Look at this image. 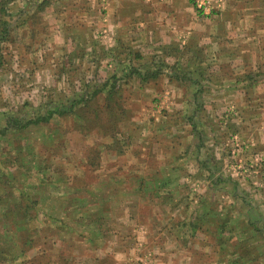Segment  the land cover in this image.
I'll return each mask as SVG.
<instances>
[{
	"label": "rangeland",
	"instance_id": "rangeland-1",
	"mask_svg": "<svg viewBox=\"0 0 264 264\" xmlns=\"http://www.w3.org/2000/svg\"><path fill=\"white\" fill-rule=\"evenodd\" d=\"M29 1L9 5L15 29L12 41L2 44L5 65L0 72V198H7L13 187L32 184L31 196L34 192L38 203V211H32L36 220L28 227L32 231L21 234L32 240L33 251L13 264L43 261L39 251L52 248L57 250L54 256L69 264H116L120 256L124 264H216L218 208L233 221L234 234L228 238L245 235L242 224L249 215L264 231V58L258 22L250 31L228 32L220 42L233 48V61L214 63L217 53L208 38L201 45L187 39L177 61L165 57L169 50L162 45L147 46L153 40L142 29L140 16L135 21L125 14L118 26L116 0H109L106 10L99 0H48L34 20L20 15ZM226 2L250 10L259 6L258 0ZM214 4L213 16L206 18L191 1L194 17L209 29L220 3ZM244 17L245 22L254 16ZM249 44L253 54L242 55ZM243 56L249 62H240ZM135 69L158 76L140 83ZM97 86L119 90L121 104L130 112V121L115 131L106 93L82 114L92 133L77 129L81 119L70 114L55 115L51 125L42 123L19 137L11 132L17 126L12 127L10 118L25 122L47 117L56 104L70 108ZM17 142L26 146L28 154L21 161L33 166L32 171L17 173L11 166L6 153L15 154ZM93 149L99 156L95 165L87 160ZM7 170L15 172L17 182ZM70 184L82 190L70 194ZM94 202L87 215L74 213ZM3 224L1 237L11 232L10 224ZM245 238L254 248L261 243L254 232ZM17 239L9 247L21 248ZM228 249L230 254L236 251L234 246ZM249 249L264 253V247Z\"/></svg>",
	"mask_w": 264,
	"mask_h": 264
},
{
	"label": "trees",
	"instance_id": "trees-1",
	"mask_svg": "<svg viewBox=\"0 0 264 264\" xmlns=\"http://www.w3.org/2000/svg\"><path fill=\"white\" fill-rule=\"evenodd\" d=\"M14 1L15 0H0V72L4 68V65H5V53L3 52L4 47L2 44L10 43L12 41V33L15 29L14 23L12 22V20L15 17L10 14V9H9V5L11 3H14ZM47 4H49L48 0H30L29 7L27 8L26 11L22 12L20 15H22L23 13H26L28 17H31L33 18L32 20H34V16L37 15L39 11H43L44 7ZM24 24L25 22L23 21L18 26H16V28L22 27L24 26ZM132 71H133L132 73L135 76H137V79L140 80V83L148 82L150 79H154L158 76V74L154 76H147V74H143V72L139 69H135ZM114 89L115 87H112L111 89H107L106 86H104L103 88H98V86L97 88L92 87L87 90V92L92 91L90 93H93V94H91L90 96L84 95L82 97L75 99L70 108H68L67 106H63L61 103H58L55 105V108L50 111L47 117H41V119L33 118L28 121L26 120L25 122H20L17 120V118H10L8 121H10V124H12V127L15 128L14 126H17L16 130L11 131V132L18 134V137H19L23 135L22 133L25 134L28 129L40 127V124L42 123H47L51 125L49 121H51V118L54 117L55 115L67 117V115L70 114L72 117L75 118V120L81 119L75 125L77 129H79L82 133H85V134H87V131H89L88 134L92 133L94 132V130H92L93 128H89L87 125H85L86 121L84 119V116H82V114L90 107L91 101L98 100L102 94H106V93L108 95L104 98L105 102L110 103L106 106V111H111V113L113 114L111 117L110 124H111L112 131H115L116 127H118L117 126L118 124L123 123V121L124 122L130 121V119L128 118L130 115V112L128 109H126V107H124V103L121 104L122 95L120 98L119 90H114ZM116 99L119 102L117 104H116ZM111 104H113V106H111ZM120 112H121V115H120ZM125 116L127 119L126 121L123 120L122 118ZM6 131L7 130L5 129V131L3 132H6ZM98 134H100V132H98ZM0 136L3 137L4 134L0 132ZM111 138L113 141H117V138L115 136H111ZM56 146L58 145L56 144ZM27 147L31 150L30 146H27ZM25 148L26 146H22L21 142H17L13 148L15 150L13 151L15 154L6 153L7 155L10 156L9 160L11 162V166H15L14 167L16 168L15 172L17 173H19L20 169H26V171H28L27 168H29V171H32L33 169V166L29 167L28 163L21 161V158L25 157V155L28 154L25 151ZM92 152H93L92 158H89V159L87 158V160L92 161L93 162L92 165H95L97 160L99 159V156L94 149ZM3 155L5 156L4 153ZM88 157H90V154L88 155ZM30 163L32 164V162ZM96 167H99L98 163ZM15 172H11L10 170L9 171L7 170V173H8L7 176L9 177L11 176L17 182V179L15 177ZM0 176H1L0 180H3L2 176L4 175H0ZM27 188H30V189L27 192H25ZM32 190H35L34 185L32 184L19 187V190L13 187L11 193L7 192V195H8L7 198H0V219H1L0 225L6 221L10 224L9 227L11 226V228L8 229L9 232L11 231L9 234L5 233L4 236L2 237L0 236L1 239L4 241V242H1V241L0 242L6 246L5 247L3 245L0 247V264H13L17 262L16 260H19L20 258L24 257V255L27 254L28 251H31L33 249V247L31 246L32 240L30 239L26 240L27 238L21 237L22 233L29 234V232L32 231V229L30 228L28 229V227H31L30 225H32L33 221L36 220L34 216L35 214H32V211L37 209L35 207L38 206V203L33 198L35 197L34 192H32L33 197L31 196ZM68 190H69V193L71 192L70 194H72L82 189L79 187H75V185L70 184V188H68ZM231 195L232 197L235 198V193L234 195L231 193ZM94 205H97V202H94V204L91 205L90 207L86 206L88 208L85 209L84 211H81L80 209L77 208V212L74 211V213L81 214V215H87L88 213H90L91 207ZM230 208L232 207L230 206ZM28 212H30L31 215H29ZM224 215H225L224 213L220 212L219 208L214 209V243H215L214 245L215 258L214 259H215V263L216 264H264V253L257 254V253L252 252L249 249V248H253V250L258 251L257 250L258 248L264 247V231L260 227H258L257 223L254 222L255 218L251 219V216L248 214L250 217L248 216L247 223L244 222L242 224L243 231L241 235L243 234L245 235L241 239L236 238V237L228 238L227 236L230 233L234 234L235 228L233 226L232 219L228 215L226 216ZM90 218L91 217H87L85 219L89 220ZM92 224L94 225V222H92L89 225V227H91ZM96 225H100L98 221H96ZM5 229H6V226L4 228L0 227V231L1 230L4 231ZM250 232L251 233L254 232L261 237V243L258 245L257 248H254V246L249 244V242L247 243L248 239H246L245 236ZM15 238H18L17 240L21 244H23L21 245V248H18L19 246H17L16 248H12V246L9 247L10 245H8V242ZM234 238H236L237 241L234 242L233 244H230V242H232ZM90 240L92 242L94 241L92 239ZM229 245L230 247H233V246L236 247L235 253L233 252L232 254H230L228 252L229 251L228 248H230ZM248 256L251 258L250 260H248L249 259ZM232 257L234 260L231 259Z\"/></svg>",
	"mask_w": 264,
	"mask_h": 264
},
{
	"label": "crops",
	"instance_id": "crops-1",
	"mask_svg": "<svg viewBox=\"0 0 264 264\" xmlns=\"http://www.w3.org/2000/svg\"><path fill=\"white\" fill-rule=\"evenodd\" d=\"M100 1V2H99ZM98 4L105 7L107 9V4H109V0H99ZM192 0H116L115 3V15L114 20L118 26L122 27L125 14H132L134 20L136 21V16H140L143 23L142 29L148 31V38L153 40L152 45L147 44L149 48L156 46H163V50H169L165 57L169 60H177L180 61V56L184 55V51H181L183 45L185 46L188 39V44L195 45L199 43L200 45L204 40H208L210 42H214V63H223L224 61L229 60L233 61L234 50L230 48L228 43H223L225 45H221V41H224L227 37V33L231 31H235L236 29L244 32L245 30H251V28H255V21L258 22V31L261 34H258V37L261 41L262 49L261 54L264 58V0H258L259 6L258 10L255 9H247L241 7H233L227 4L226 0H217L219 7L218 13L214 19V24L209 25L210 29L203 24H200L199 21L194 17L193 7H191ZM151 3V4H150ZM130 6V10L126 9V6ZM90 6V5H89ZM159 6L162 9H156L155 7ZM143 8L144 10L141 11ZM157 10V11H156ZM84 16H88L87 14H83ZM143 17H142V16ZM245 16H254L246 19L244 22ZM258 15V18L256 17ZM163 17V19H162ZM256 17V18H255ZM238 20V22H236ZM243 20V22H242ZM157 21H160L157 23ZM252 21V22H248ZM248 22L247 24H245ZM208 25V24H206ZM100 29L102 26L99 24L97 28ZM144 27V28H143ZM209 29L210 32H207ZM100 31V30H99ZM98 31V32H99ZM186 35H189L186 37ZM248 38H251L250 36ZM97 39V38H96ZM156 41H155V40ZM150 45V46H149ZM221 46V49H220ZM219 47V49H218ZM246 51H240L242 55H252L254 48L252 45L247 46ZM255 47V46H254ZM173 48V51L170 49ZM224 49V50H223ZM246 52V54H245ZM254 54H256L254 52ZM248 56V58H249ZM249 62V59L241 57L240 62ZM226 62V63H227ZM217 72H221V70H217ZM221 75V74H220ZM50 249V248H49ZM35 250V249H34ZM33 251V250H32ZM38 251V250H37ZM57 250L52 248L51 250L42 249L39 251L42 256H38V258H44L43 261H34L32 264H69L68 260H64L61 258H57L54 255H57ZM121 250H119L117 255H121ZM31 253V251H30ZM38 255V254H37ZM45 255V257H43ZM121 257V256H120ZM119 257L118 262L116 264H124L120 260ZM37 258V259H38ZM28 264V263H26ZM77 264H80L79 262ZM81 264H91V263H81ZM129 264V260L127 263Z\"/></svg>",
	"mask_w": 264,
	"mask_h": 264
},
{
	"label": "built area",
	"instance_id": "built-area-1",
	"mask_svg": "<svg viewBox=\"0 0 264 264\" xmlns=\"http://www.w3.org/2000/svg\"><path fill=\"white\" fill-rule=\"evenodd\" d=\"M196 10L202 16L209 18L213 16L215 10L214 0H194Z\"/></svg>",
	"mask_w": 264,
	"mask_h": 264
}]
</instances>
